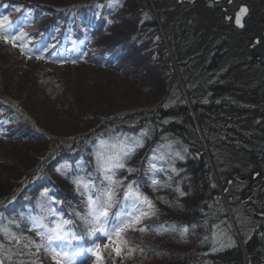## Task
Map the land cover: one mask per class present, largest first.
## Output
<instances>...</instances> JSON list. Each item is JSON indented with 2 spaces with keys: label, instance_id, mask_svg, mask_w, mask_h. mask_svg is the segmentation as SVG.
<instances>
[{
  "label": "trees",
  "instance_id": "trees-1",
  "mask_svg": "<svg viewBox=\"0 0 264 264\" xmlns=\"http://www.w3.org/2000/svg\"><path fill=\"white\" fill-rule=\"evenodd\" d=\"M153 2L162 18V25L159 24ZM153 2L0 0V18L8 17L0 28V49L4 46L11 53L19 49L21 57H28L26 62H13L12 76L18 77L23 73L21 79L27 76V80L32 81V84L28 82L29 85H37L36 77L32 75L44 71L24 72V67L26 70L28 65L34 63L32 59L37 58L64 66L84 63L89 67L97 65L88 62L89 55L85 62H76L71 55H53L50 50L37 46L35 34L44 32L42 27L48 24L44 34L48 33L51 38H83L88 42L86 46L90 51L89 41L94 40L101 51L100 54L92 51L98 54L99 63L111 68L123 66L128 69L130 66L127 71L134 74L135 79L137 73L140 77L138 85H128H134L138 98L123 104L116 100L119 91L107 88L104 93V86L101 90L88 89L82 99L73 98L64 103L60 94L65 97L66 81L62 80V84L57 80L51 99L56 103L47 105L44 114L40 110L41 117L47 116L44 123L34 115L33 109L36 110L37 106L30 103L39 98L35 92L29 93L26 82L15 84L10 79L9 66L0 55V66H3L0 68V149L3 145L5 150L0 152V261L3 264H56L55 259L41 254L43 249L59 252L52 243L54 239H42L36 232L53 228L61 220L67 221L63 226L67 237L58 238L59 250L73 251L81 245H99L93 238L92 230L100 225L92 223L87 192L83 187L78 189L72 181L83 178L84 182L94 183V199L97 191L106 190L109 184L103 179L97 153L103 151L107 156L126 150L122 144L113 148L117 141L129 146L142 141L143 146L136 147L124 158L125 168L114 169V179L122 183L113 186L115 196L108 210V234L116 237L111 230L113 223H123L134 207L137 210L133 215L150 212L118 238L122 241V253L125 255V258L118 257L120 264H229V253L235 251H239V260L233 264H244L240 257V246L235 242L244 226L240 224L237 230L234 228L228 216L229 208L217 194L221 185L226 187L228 174L231 173L229 166L233 162L232 156L230 153L225 156L226 151L237 144L238 147H233V150L242 153L241 165L259 170L258 167H262L260 160L264 159V144L248 138L247 130L255 129L253 124L242 131L243 126L238 123L243 122L244 117L224 119L227 110L234 111L232 107H243V104L237 99L230 100L231 95L225 96L224 102L220 97L222 90H213V82L219 76L216 71L213 72V68L216 69V56L209 57L206 62L209 66L204 69L206 63L202 62L203 50L200 51L202 46L197 35L198 28L191 27L192 22L195 25L198 23V16L189 18L180 15L168 23L161 2ZM20 14L29 18L30 23L33 17L38 18L37 28H32L30 24V28H26L29 34L25 29H18L12 17ZM104 15L114 21L112 25H107ZM71 20L77 22L81 30L79 25L70 23ZM95 23L97 28L93 30ZM236 32L223 37L217 35L224 44V48L219 45L217 49L222 51L225 60L233 59L241 63L252 56L249 43H239V39L232 36ZM194 33L196 38L191 37ZM4 36L9 37L11 42H6ZM236 46L243 47L238 54L232 49ZM5 57L8 55L5 54ZM12 57L9 59L14 60ZM246 62L254 67L252 84L253 80L264 78V64ZM42 78L38 79V87L44 84ZM235 81L242 83L243 79L238 76ZM46 87L48 97L47 94L51 92L50 87ZM249 90L254 94L253 104H259L258 117L264 119L262 95L255 85H251ZM212 91L214 94L211 95ZM212 99L221 100L220 103L224 105L213 103ZM191 107L197 119L193 117ZM66 119L67 122L63 123ZM62 127L67 129L62 130ZM230 128L238 129L240 137L236 138ZM216 131L221 133V140L225 142H218L217 148H211L212 156L208 158L204 145L210 147ZM101 141L107 142L103 148ZM177 152L180 156L176 155ZM153 180H157L158 184L153 185ZM129 184H132L134 191L152 201L154 214L142 201L137 202L134 196H125ZM45 191L46 194L42 195ZM180 191L185 195L181 196ZM228 203L232 204L229 199ZM202 204L209 205L210 211L203 209ZM235 216L238 217L237 213ZM35 219L43 227L34 226ZM141 228L146 230H139ZM184 229H187V233L182 237ZM245 229L249 232L248 228ZM260 230L254 229L253 233ZM220 231H224L226 237L227 232L232 233L234 240L219 250L214 236L218 232L221 235ZM246 248L252 251L249 241ZM261 249L264 251V244ZM99 251L103 253L101 246ZM253 253V258L264 264V252ZM226 254L228 260L224 259ZM63 262L66 260L63 259Z\"/></svg>",
  "mask_w": 264,
  "mask_h": 264
},
{
  "label": "rangeland",
  "instance_id": "rangeland-1",
  "mask_svg": "<svg viewBox=\"0 0 264 264\" xmlns=\"http://www.w3.org/2000/svg\"><path fill=\"white\" fill-rule=\"evenodd\" d=\"M150 1L153 2V0H150ZM158 1L161 2L163 0H158ZM166 1L168 2V0ZM195 3L196 1L189 2V4H184V5L180 4V7L182 9H180L179 15H184L189 18L194 16L192 15V13H196L198 15V18H199L198 23L199 25H201V27L198 29L197 35L200 37V41H201L200 46H202V49L200 48V51L203 50L202 62L204 64L208 62L209 57L213 56L214 49L210 50V46H214L217 49L220 44H219V38L217 36V33H215L212 30L213 25L216 21L215 17L212 14V10L206 7L204 4L194 5ZM152 5L155 9V12L157 13L159 24L162 25L161 23L162 18L160 17L156 7L154 6V2L152 3ZM172 6H174V4H172ZM166 15H167L168 23L174 20V16H172L170 13ZM4 48L5 47L3 46V49H0V55L3 58L2 60L6 62V65L9 66L8 69H9L10 79L13 80L15 84H19V83L24 84L26 82V89L29 90V93L35 92L39 100H35V99L31 100L30 103L37 106L36 110L33 109L34 115H37V117L39 119H42L44 123H46L47 116L44 115L43 117H41L40 110H41V113L44 114L47 105H49L51 102L56 103L55 100L51 101V99H53L52 97L53 96L52 91L54 90L53 85L57 82V80H59L58 82L62 84H63L62 80L66 81V85L64 87L65 97L63 94L61 95L60 93H58L62 97L61 99H63L64 103H67L68 100L72 101L73 98L82 99L83 97H85L86 95L85 93L89 91L88 89L98 88L99 90H101L103 86H104V93L107 88L112 89L114 91H119V94H116L117 96L116 100L118 101L117 103L119 104H123L126 101H135L138 98V95H136V91L133 88L134 85H131V86H128V85L132 83L138 85L137 80L140 81L139 79L140 77H139V74L137 73L136 79H135L134 74H132L130 71H127L128 69H130V66L127 67L128 69L123 68V66L122 68H118L117 66L116 67L112 66L113 68H111V67L105 66L104 63H98V62H97V65H94V66L91 65L90 67L87 66L85 63L79 66L77 65L62 66L60 64L56 65L53 62L45 60L44 58H39V59L37 58V60L32 59V62L34 61V63L28 65L26 70L24 67V72H31L32 70L33 71H37V70L44 71L41 74L32 75L33 77H36V80H37V85L34 86V85H29V84H32V81L31 79L27 80L26 78L27 76L21 79V77L24 76L23 73L21 75H18V77H14L10 73L12 72L11 68H12L13 62L23 63L28 60V57L24 55L21 57L20 54H22V52L19 49L17 50V52L20 51V53H17L15 52V50H13L15 53L14 54V53H11L12 52L11 50H9L10 51L9 52L8 50L6 51ZM168 48L171 49L170 45L168 46ZM204 49H207V50H204ZM232 49L235 51L236 54H238L243 50V47L240 48L236 46ZM5 54H7L8 57H5ZM11 55H13L12 58H14V60H12L11 58L9 59ZM250 59L251 57H249L246 60L250 61ZM246 60L245 62L242 61L241 63H238L240 61L236 62L233 59L228 61V60H225L224 56H221L220 54V55H217L214 59L215 67L217 70L213 68L214 69L213 72L216 71V74L219 75L217 76L218 78H216L213 82V87H214L213 90L214 91L222 90L223 94L220 97L223 101L224 99H226L225 96L231 95V97L229 98L230 100L237 99L243 104L242 106L244 108L243 107H238V108L232 107L234 108V111L227 110L224 116V119H227V120H232V118L236 116L238 118L244 117L245 118L244 121L238 123V125L243 126L242 131L245 130V127H250V125L252 124L253 118L258 116L256 106L253 104L254 94L251 93V90H249L250 84L247 85L249 87L248 88L245 82L242 81V83H238L235 81V79L240 75V72H242V69L245 70L246 74L248 75L247 81L248 82L251 81V75H252L254 67L250 64V62H246ZM257 62L262 64L263 59L261 58L257 60ZM207 66H209V64L207 65L206 63V66L205 67L203 66V68L205 69ZM240 67L242 68L239 69ZM0 68L2 69L3 66H0ZM125 71H127L128 73L125 74L124 73ZM178 72L179 74H181L179 69H178ZM44 74H48V75L45 76ZM39 77H44L42 78V83L44 84L38 87ZM46 85L50 87L51 93L47 94L49 98L46 96V92H45L47 90ZM253 85L254 84H252V86ZM224 89H227L228 92L225 91ZM214 91H212L210 94L211 95L214 94ZM43 94L46 96L45 98H43L44 96ZM145 98H146V95H145ZM212 100L213 101L211 102L213 103H218V105H224V103H220L222 102L221 100H215V99H212ZM50 105H53V104H50ZM240 108H243V109H240ZM191 109L192 107L190 108V110ZM191 112H192L193 117L197 119L196 112L193 109L191 110ZM66 118L69 119L67 116ZM67 119L66 121L63 120V123L67 122ZM233 126L234 125L232 124V127ZM61 129L66 130L67 127L65 128L62 127ZM230 129L233 132V134L237 136V138L240 137V131L238 129L236 130H233V128H230ZM229 149L231 150L226 151L225 156L229 155L230 153L232 156V161L234 163L232 162L233 164L231 163V166H229L230 167L229 170L231 171V173L228 174V178L230 175L238 176V174L247 175L251 173L252 171L247 169V167H244L243 165H241L242 164L241 163L242 153L237 150H233V148H229ZM4 151L5 150H3V145H2V149H0V152L2 153ZM235 167H242L243 169L240 171H235ZM262 169H264V167ZM222 175L224 178L225 171L222 172ZM216 176L219 180L218 174H216ZM229 185L230 184H228L227 187H229ZM233 185H231V189L229 191L226 190V187H224V185H221L222 188H220L219 190V195L220 197L223 198V201L225 202L227 208H229V212H231L232 215L235 212L237 213L238 217L234 218V219H237V221L235 220V225L232 224L234 228H236L237 230L238 228L237 225L239 226L240 224H243L244 226V228L240 230L238 233L239 234L238 244L240 248H243L244 250V248H246L247 239H249L250 237H254V234H253L254 229H257L260 227L258 226V224L255 223V218L250 217V211L248 209L249 206L247 204H243L244 202L241 203L240 201L234 200V205L233 203L229 205L228 199L230 201V199L234 195ZM262 204L263 203L260 202V205ZM231 206L233 210L231 209ZM261 209H263L262 212L264 213V207H262ZM260 222L264 227V214L263 215L261 214ZM245 228H248L249 232H247ZM258 232L263 234L262 230ZM220 234L221 235H219V232H218L214 236V240L217 244L216 247L219 248V250H220V247L228 246L229 241L231 242L234 239L233 238L234 236L230 232H227V235H228L227 237L223 235L224 231H220ZM92 235H93L94 240L99 244V246H101L103 253L101 254V251H99V249L97 248V245H91V246L81 245L75 251L67 252L68 255L71 257V264H97V259H98L96 255L97 252H99V264H120L121 261L118 259V257L120 256L121 258H125L124 253H122V249H123L122 241L118 239L117 237L110 236L109 234L105 235V233L101 232L99 228L94 229L92 231ZM222 235H223V238H221ZM109 237H111V239H109ZM59 242L60 241L58 239L53 240L52 243L55 246V248L59 247ZM117 247L121 248V252L119 255H117L115 251ZM58 251L61 252V250H58ZM156 253L160 254V251H157ZM41 254L43 257L49 256L54 260L53 252L50 250L43 249ZM63 263L68 264V261L66 260V262H63ZM255 264H260V263L256 262Z\"/></svg>",
  "mask_w": 264,
  "mask_h": 264
},
{
  "label": "flooded vegetation",
  "instance_id": "flooded-vegetation-1",
  "mask_svg": "<svg viewBox=\"0 0 264 264\" xmlns=\"http://www.w3.org/2000/svg\"><path fill=\"white\" fill-rule=\"evenodd\" d=\"M194 1H196L194 5L204 4L206 7L212 10V14L216 19L213 26L217 28L218 36H227L231 32L237 30V32L232 36L239 39V43H249V51L252 53H250L252 56L250 61L257 62V60L262 58V64H264V0H175V3L180 6V4H189V2ZM166 3V0L161 1L163 6L166 5ZM242 8L247 9V11L243 17V24L238 26L235 22L237 18L236 16L241 13ZM220 42L221 38L219 43ZM221 52L222 51L219 52V55ZM254 105L256 106L257 110L259 104ZM259 112H261V110H259ZM257 118L260 120L262 119L258 116ZM248 158L250 161V155H248ZM260 163L262 164V167H258L259 170H251L247 168L252 171L247 175H231L232 182L230 187L234 184V198L232 197L230 201L233 203V205L234 200L240 201L241 203L244 202L243 204H247L249 206L248 209L250 211V217L252 218L254 215L264 214L262 212L263 209H261L264 207V169H262L264 167V159H262V161L260 160ZM242 169V167H235V171H240ZM260 202L263 204L260 205Z\"/></svg>",
  "mask_w": 264,
  "mask_h": 264
},
{
  "label": "bare ground",
  "instance_id": "bare-ground-1",
  "mask_svg": "<svg viewBox=\"0 0 264 264\" xmlns=\"http://www.w3.org/2000/svg\"><path fill=\"white\" fill-rule=\"evenodd\" d=\"M172 4H174V6H172ZM87 7L89 8V6H87ZM180 9H182V8L177 3H175V0H168L166 5L163 6L164 12L166 14L170 13L174 17H180V15H179ZM192 15L198 16L196 13H192ZM103 18H104V20L108 26L112 25V23L114 22L112 19H110L109 17H107L105 15L103 16ZM12 19L14 21L15 26L18 29H22V30L25 29V31H26V28H30V24H32V28H37L35 26L39 25V19L36 17L32 18L31 23H30L29 18L25 17L22 14L14 16V17H12ZM70 23H74L75 25H79L74 20H71ZM194 26L198 29L201 27V25H199V23H196V25H195V22H192L191 27H194ZM47 27H48V24L43 25L42 28L46 31ZM78 28L81 30L82 27L79 25ZM92 28H93V30H96V28H97L96 23L92 26ZM99 30H100V28H99ZM212 30L215 33H217V28L215 26H213ZM45 31L42 33L40 31H38V32H36V34H35V32L32 31V33L35 34V39L37 40V42H36L37 46L41 47L42 49L50 50L51 54H53V55H61V56L71 55L72 59L76 62L77 61L85 62L87 55H89L88 62L93 63V64H96L97 62L99 63L98 54H100L101 51L98 50V46H97L96 41L95 42H94V40L89 41L90 48H91V51H90L89 47L86 46V45H89L88 42H86L83 38L71 39V38H67V37H63V36H59L57 38H51L48 33L44 34ZM26 32L29 34V30ZM191 37L196 38L195 33H194V35H191ZM197 41H199V40L197 39ZM220 45H221V47L224 48L223 42H220ZM211 49H214V52H213L214 56L219 55L218 50L214 46L210 47V50ZM92 51H94L98 54L95 55ZM112 56L115 58L118 57L117 55H112ZM195 63L197 64L198 62H195ZM199 65H200V63H199ZM176 69L178 70L177 67H176ZM239 78L241 80L243 79V82L246 83V86L248 84H250V87H251L252 82L247 81L248 75L246 74L245 70L242 69V72H240ZM253 84L255 85L257 90L262 95V100H264V78H261L258 80H253ZM252 124L254 125L255 129L247 130L248 138L253 140V141L255 140L254 142L264 144V119L260 120L256 116L253 118ZM214 137H215L214 140L210 143V147L207 146L206 144L204 145L205 146L204 151H205L206 156L208 158H210L212 156L211 148H213V149L217 148L219 146V145H217L218 142L219 143L225 142V141L221 140V133L220 132L216 131ZM219 140H221V141H219ZM232 146L234 148L238 147L237 144H234ZM233 147H230V148H233ZM217 196L220 197L219 193L217 194ZM206 205L202 204L201 207L207 211H210V206L209 205L206 206ZM233 215L235 216L234 213H233ZM233 215L231 212L228 213V216H230V219H231V223L233 225H235V220L237 221V219H234V218H237V217L236 216L234 217ZM260 216L261 215H254L253 218H255V223L258 224V226L264 231V227L260 222ZM237 227H238V225H237ZM253 234H254V237H250L247 240V241H249V245L251 246V250L255 253L264 252L262 250L263 248L261 249V246H263V244H264V235H262L258 231H256ZM235 242H236V244H238L237 239H235ZM240 250H241L240 251V257L243 260L244 264H255L256 262H258V260H255L254 258H252V257H254V255H253L254 253L252 251L249 252V250H247V248H244V250H243V248H240ZM229 255L231 258L229 264H233L234 262L239 260V251L231 252V253H229ZM227 258H228V254L224 255V259L228 260ZM248 258H250L251 262H249Z\"/></svg>",
  "mask_w": 264,
  "mask_h": 264
},
{
  "label": "snow or ice",
  "instance_id": "snow-or-ice-1",
  "mask_svg": "<svg viewBox=\"0 0 264 264\" xmlns=\"http://www.w3.org/2000/svg\"><path fill=\"white\" fill-rule=\"evenodd\" d=\"M247 9L242 8L241 13L246 12ZM8 17L5 16L3 18H0V28H2L3 24L7 22ZM239 18H237V23H239ZM6 42H11L10 38L7 36L3 37ZM107 142L101 141L102 148L106 145ZM123 145V149L119 152H113L111 155H105L103 151L97 153V161L98 165L100 166V170L103 173V179L105 181H108L109 187L105 189H101L96 192L95 199L93 198L92 190L96 188V185L92 183L91 181L84 182L83 178H76L72 182L73 184L79 187H83L85 191L87 192V204L89 208V215L93 217L92 223L99 224L100 228L99 230L101 232H104L105 235L108 234V229L106 228L107 224V217L109 214V209L112 206V202L115 196V192L113 191V186L119 185L122 183L120 180L114 179V169L125 168V164L123 162L124 158L129 155V153L134 152L136 147H142L143 143L142 141H137L134 146H129L127 144H123L121 141H117L115 144L112 145L113 148H115L117 145ZM177 156H180V153H176ZM183 159V157H180ZM160 159H163V157H160ZM153 168H155V165H153ZM129 172L133 171V169H127ZM59 172L60 169H57ZM173 171L175 169L173 168ZM111 173V175L109 174ZM153 185L158 184L157 180L152 181ZM179 191V189H178ZM46 194L42 193V195ZM132 195L136 198V201H142L144 205H147L148 209L151 211V214H154V205L152 204V201L145 195L140 194L133 190L132 184L128 185V191L125 192V196ZM180 195L184 196L185 193L183 191H180ZM137 209L134 207L132 212L128 213V219H125L123 223H120V221H116L113 223L112 231L115 233V236L119 238L122 233L127 231L130 228H134L135 225L139 224L142 218L149 215L150 212H140L139 215H133V213ZM123 219V218H122ZM67 221L61 220L60 222L56 223L53 228H46L44 231H37L36 235L41 237L42 239H47L48 241H51L53 239L58 238H66L67 233H64L63 226L66 224ZM34 226L37 227H43V225L40 224V221L38 219L33 220ZM118 225V226H117ZM141 231H144L146 229L141 228L139 229ZM63 233V236H62ZM187 233V229H184V231L181 233V236L183 237ZM111 239V237H109ZM119 242V241H118ZM2 247V246H0ZM107 247V246H105ZM99 249V245L97 246ZM117 255L120 254L121 248L117 247L115 249ZM97 255V264H99V252L96 253ZM58 257H62L63 259H66L68 261V264H71V257L66 252H56L55 249H53V258L56 260V264H63V259H58ZM0 264H3V261H0Z\"/></svg>",
  "mask_w": 264,
  "mask_h": 264
},
{
  "label": "water",
  "instance_id": "water-1",
  "mask_svg": "<svg viewBox=\"0 0 264 264\" xmlns=\"http://www.w3.org/2000/svg\"><path fill=\"white\" fill-rule=\"evenodd\" d=\"M244 15H245V12L244 13H240V14H238L236 17L237 18H239V23H237V18H236V24L238 25V26H241L243 23V17H244ZM231 181V180H230ZM226 190H228V187L226 188Z\"/></svg>",
  "mask_w": 264,
  "mask_h": 264
}]
</instances>
